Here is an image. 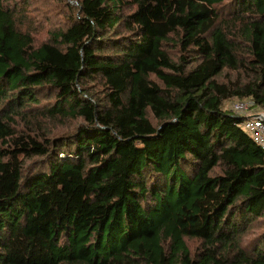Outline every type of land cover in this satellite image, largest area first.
<instances>
[{
	"label": "trees",
	"instance_id": "16d2710c",
	"mask_svg": "<svg viewBox=\"0 0 264 264\" xmlns=\"http://www.w3.org/2000/svg\"><path fill=\"white\" fill-rule=\"evenodd\" d=\"M37 2L0 0V264H264L225 106L264 113V0Z\"/></svg>",
	"mask_w": 264,
	"mask_h": 264
},
{
	"label": "built area",
	"instance_id": "2783aa9c",
	"mask_svg": "<svg viewBox=\"0 0 264 264\" xmlns=\"http://www.w3.org/2000/svg\"><path fill=\"white\" fill-rule=\"evenodd\" d=\"M252 108L253 102L249 99L237 101L233 105L234 112L247 116L243 122V127L264 150V113L260 112L251 115Z\"/></svg>",
	"mask_w": 264,
	"mask_h": 264
},
{
	"label": "rangeland",
	"instance_id": "374dc122",
	"mask_svg": "<svg viewBox=\"0 0 264 264\" xmlns=\"http://www.w3.org/2000/svg\"><path fill=\"white\" fill-rule=\"evenodd\" d=\"M32 2H37V1H39V0H31ZM37 6H38V9L39 10H37L36 12H35V14H37V15H40L41 13V11L43 12L45 9H46V6L45 5H43V3L42 2H37ZM35 22L36 23H43V24H45V20H43L42 19V17H36L35 18ZM57 21L55 20V19H51L50 21H48L47 22V24H53V23H56ZM41 33V32H40ZM37 37H38V39L40 40V39H42L44 36H45V34H39V33H37ZM237 100V99H236ZM54 100L53 99H51L49 102L47 101V100H44L43 98H42V101H41V104H47V103H51V102H53ZM47 102V103H46ZM234 102H235V100L233 99V100H231V101H227L226 102V104H225V106H226V108L228 109V110H232L233 111V105H234ZM253 105H254V103H253ZM253 110L251 111V115H253V114H256V113H259V112H257V110H258V108H256V107H253L252 108ZM250 115V116H251ZM75 127V124H71V125H69V128H65V129H69V130H73V129H75L74 128ZM63 129V128H62ZM62 157H65V154H63V155H61ZM261 229V228H260Z\"/></svg>",
	"mask_w": 264,
	"mask_h": 264
},
{
	"label": "water",
	"instance_id": "95a60500",
	"mask_svg": "<svg viewBox=\"0 0 264 264\" xmlns=\"http://www.w3.org/2000/svg\"><path fill=\"white\" fill-rule=\"evenodd\" d=\"M259 115H261V114H259Z\"/></svg>",
	"mask_w": 264,
	"mask_h": 264
}]
</instances>
